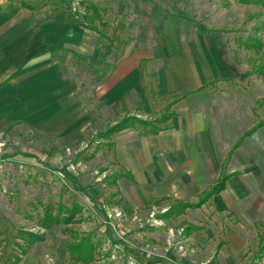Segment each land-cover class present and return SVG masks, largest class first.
Listing matches in <instances>:
<instances>
[{
	"label": "rangeland",
	"instance_id": "1",
	"mask_svg": "<svg viewBox=\"0 0 264 264\" xmlns=\"http://www.w3.org/2000/svg\"><path fill=\"white\" fill-rule=\"evenodd\" d=\"M22 1L47 10L71 8L81 18L92 15L94 3L107 26L93 22L110 38L105 37V43L119 49L128 43L150 47L158 43L152 36L166 22L176 23L182 37L194 42L201 54L209 47L214 72H226V58L234 68L232 76L206 88L212 93L207 100L216 105L206 112L219 124L226 153L242 132L264 120V71L257 69L264 62V7L258 4L240 0H0V9L10 11L23 6ZM255 39L262 43L260 47L245 45ZM82 66L75 75L80 95L93 114L88 133L72 144L50 146L61 150L59 163L0 160V264H264L257 249L264 227L255 224L264 218V127L248 137L226 163L227 171L245 176L249 193L241 208L228 212L203 207L165 218L162 214L171 201L109 217L113 208L121 206L116 203L120 195L112 194V175L119 168L112 147L98 134L125 117L155 121L166 103L180 93L159 94L150 79L147 89L153 102L147 110H139L136 103H127L126 109L119 104L105 108L94 95L95 81L84 74L87 66L94 68V61ZM48 204L58 221L44 228L40 223ZM187 222L203 223L204 229L186 234ZM27 231L35 236L30 238L24 234ZM85 237L94 245L88 260L76 258L70 249ZM220 241L226 242L221 248Z\"/></svg>",
	"mask_w": 264,
	"mask_h": 264
},
{
	"label": "crops",
	"instance_id": "2",
	"mask_svg": "<svg viewBox=\"0 0 264 264\" xmlns=\"http://www.w3.org/2000/svg\"><path fill=\"white\" fill-rule=\"evenodd\" d=\"M181 33L178 24L168 21L152 36L158 43L150 47L128 43L119 49L105 43V36L85 25L71 8L0 9V160L11 157L16 164L28 165L38 160L61 162V150L50 146L82 139L93 123L75 73L82 70L83 62L86 66L95 60L94 68L87 66L84 74L95 81L94 95L105 108L119 104L126 109L127 103H136L139 110H147L153 102L147 89L150 79L159 94L180 93L166 103L173 102L169 127L157 133L127 128L113 135L117 172L130 174L112 183V194L120 195L117 208L131 213L152 203L197 201L222 174L229 175L225 188L186 212L203 207L228 212L241 208L249 193L246 179L237 170L227 171L226 163L264 126L229 154L251 127L242 132L226 153L219 124L206 112L216 108L207 100L212 93L206 88L232 76L234 68L222 54L226 72H214L209 47L205 56V50L201 54ZM262 221L257 220L256 226ZM187 224L202 229L205 225ZM220 242L221 248L226 242Z\"/></svg>",
	"mask_w": 264,
	"mask_h": 264
},
{
	"label": "trees",
	"instance_id": "3",
	"mask_svg": "<svg viewBox=\"0 0 264 264\" xmlns=\"http://www.w3.org/2000/svg\"><path fill=\"white\" fill-rule=\"evenodd\" d=\"M243 3H255L262 7H264V0H240ZM23 6L27 7H33L32 4L27 3L25 1H22ZM17 7L12 8L10 11H15ZM90 10L92 12V15L84 16L81 18L78 14L77 16L79 19L87 26L96 29L101 35H104L107 39H110L106 33L103 32L102 29H100L93 21L98 20L100 22V25L107 26V23L103 19V13L102 10L99 8L98 5L92 4L90 6ZM261 42L259 39H255V42H249L247 41L245 45L248 46H256L260 47ZM95 61V60H94ZM257 69H261L264 71V62L257 67ZM173 102H170L166 105L163 112L159 114V116L155 119V121L141 119L136 116L133 117H125L123 119L117 120L114 122L112 126L107 128L104 131H101L98 135L106 138L108 141L107 144L112 147L113 142L112 138L113 135L123 129L127 128H142L143 133H157L162 129H165L169 127L168 121L171 118V116L174 114V111L172 110ZM264 126V120H259L255 125H253L249 130L245 131L244 134L240 137V139L232 146L230 153L232 154L236 148H238L243 140L253 134L258 128ZM128 175L130 174L128 172H116L114 175H112V183L116 181V178L121 175ZM229 178L228 174H222V176L217 180L216 183L211 185L205 192H203L199 199L197 201H177L170 205L167 211L162 214L163 217H172V216H179L186 212L187 208L191 207H200L202 204L207 202L213 195L219 193L221 190H223L226 186V181ZM58 221V218L56 214L53 211V207L48 204L45 207L44 210V216L41 219L40 225L44 228L51 226L55 222ZM262 227H264V221L260 223ZM203 227L196 224H187L185 231L186 234L192 233L194 230H200ZM24 234L28 235L30 238H33L35 236L32 232H24ZM221 244V243H220ZM93 248L94 245L91 242L89 237H85L83 240H80L79 242L72 243L70 246L72 254L76 258H81L82 260H88L93 256ZM258 254L263 255L264 254V232L260 234L259 236V247H258Z\"/></svg>",
	"mask_w": 264,
	"mask_h": 264
},
{
	"label": "built area",
	"instance_id": "4",
	"mask_svg": "<svg viewBox=\"0 0 264 264\" xmlns=\"http://www.w3.org/2000/svg\"><path fill=\"white\" fill-rule=\"evenodd\" d=\"M125 213L123 212V210H121L120 208H113L112 211L110 213H108L109 217H123Z\"/></svg>",
	"mask_w": 264,
	"mask_h": 264
}]
</instances>
